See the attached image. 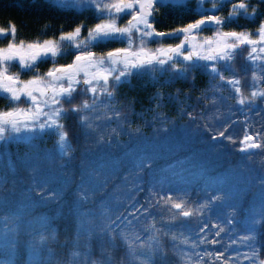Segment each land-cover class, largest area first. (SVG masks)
Wrapping results in <instances>:
<instances>
[{"label":"snow or ice","instance_id":"obj_1","mask_svg":"<svg viewBox=\"0 0 264 264\" xmlns=\"http://www.w3.org/2000/svg\"><path fill=\"white\" fill-rule=\"evenodd\" d=\"M190 3L31 0L69 28L0 27V264H264V0ZM173 145L219 166H161Z\"/></svg>","mask_w":264,"mask_h":264},{"label":"trees","instance_id":"obj_2","mask_svg":"<svg viewBox=\"0 0 264 264\" xmlns=\"http://www.w3.org/2000/svg\"><path fill=\"white\" fill-rule=\"evenodd\" d=\"M15 5H20V7H16ZM189 6L194 8L195 0H191ZM222 14H226V10L225 13ZM84 16H90V13H85ZM71 18V14H69L68 20H55L50 18L45 19L41 14L36 11L34 7L31 6V0H0V27L7 28L10 23L15 24L17 26V40L24 39L26 42H29L36 39L38 36H40V33L44 29L45 24H51L52 27L47 30V34L45 36H40L41 39L51 36L54 32L58 34V29L60 25H63L65 29L69 28ZM76 19L84 20V17H77ZM188 19L189 17L185 15L184 22H187ZM84 23L91 24L89 20H84ZM92 23H94V21ZM167 23H169L170 25L172 24L171 21H168ZM243 29H249L251 31H254L255 25L241 18L237 22V24L230 25L229 28L225 30L241 31ZM201 35H211V31H205ZM0 42H3L5 44L7 43L6 40L2 39H0ZM249 52L250 48L244 46L240 55L233 63V67L238 74L237 78L241 80V88L245 95H248L252 90V68L251 63L247 59ZM66 57L59 59V63H69L71 61V57ZM64 59L66 60V62L64 61ZM45 65H41L40 68L44 67ZM49 66L50 62L46 66V68ZM246 69L247 71H245ZM257 75H260V73L257 72ZM200 86L203 87L204 85ZM261 87H264V85H261ZM224 94L227 95L228 93L225 92ZM199 95V92L194 93L193 100L188 101V103L195 104V97ZM181 99L183 98L181 97ZM3 106L4 104L2 105V107ZM262 116H264V114L262 113L249 112L248 119L252 120L254 122V126L258 128L260 127V124L255 122L260 121ZM148 118L150 119V117ZM233 119L238 122L237 132L240 138H242V130L244 126L243 122L246 120V117L244 115H241L239 112H236V114L233 116ZM260 159L261 157L259 156L254 158L253 167H259L258 161ZM176 161L181 162L177 170L186 171L187 174L191 177H196L204 170H211L212 168L219 166V164L215 160H210L206 158L203 151L198 150L195 146L192 145H173L170 148L166 147L165 149H163L161 157L159 159V164L161 166H167L168 164L174 163ZM61 239L63 238L61 237ZM51 247L57 253H62L64 251L63 249H60L55 245H52Z\"/></svg>","mask_w":264,"mask_h":264},{"label":"rangeland","instance_id":"obj_3","mask_svg":"<svg viewBox=\"0 0 264 264\" xmlns=\"http://www.w3.org/2000/svg\"><path fill=\"white\" fill-rule=\"evenodd\" d=\"M89 22L90 23H92L93 21L92 20H89ZM0 46H4L5 45V43H3V42H0ZM261 55H264V54H261ZM71 57V56H70ZM66 58H68V57H66ZM60 59H62V58H60ZM64 61L66 62V60L64 59ZM257 63H259V61H257ZM43 65H45V64H43ZM48 64H46L44 67H41L40 68V71L41 72H44V71H46V66H47ZM11 72H13V73H15V72H17L18 71V68H16V67H13L11 70H10ZM30 76H31V74L29 73V74H22L21 75V79H28V78H30ZM0 109H4L5 108V106H6V102L3 100V99H0ZM4 104V106L2 107V105ZM23 106V105H22Z\"/></svg>","mask_w":264,"mask_h":264}]
</instances>
